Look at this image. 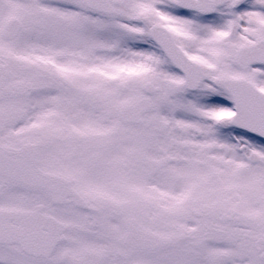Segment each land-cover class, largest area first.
<instances>
[{
    "label": "snow or ice",
    "instance_id": "obj_1",
    "mask_svg": "<svg viewBox=\"0 0 264 264\" xmlns=\"http://www.w3.org/2000/svg\"><path fill=\"white\" fill-rule=\"evenodd\" d=\"M0 264H264V0H0Z\"/></svg>",
    "mask_w": 264,
    "mask_h": 264
}]
</instances>
